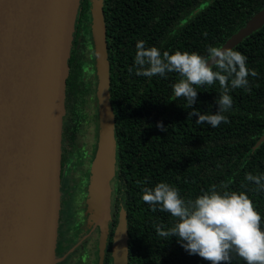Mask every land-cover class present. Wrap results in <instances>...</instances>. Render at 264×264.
Listing matches in <instances>:
<instances>
[{"label": "trees", "instance_id": "1", "mask_svg": "<svg viewBox=\"0 0 264 264\" xmlns=\"http://www.w3.org/2000/svg\"><path fill=\"white\" fill-rule=\"evenodd\" d=\"M90 4L91 0H80L76 21L84 40L90 28ZM263 5L264 0H106L115 169L125 184L121 199L130 234L128 264H208L198 254H189L177 237L157 235L158 226L167 230L175 222L168 212L160 211L159 206L153 211L141 199L144 187L159 182L177 188L186 201L213 185L218 191L245 192L260 213L264 228V191L245 179L247 173L264 176V141L254 148L264 131V25L233 48L247 58V67L258 75L248 76L250 92L230 89L233 103L223 113L228 122L218 127L197 125L196 117L188 116L193 109L172 90L180 79L178 73L139 76L134 64L139 40L161 53L179 50L206 56L209 46L221 47ZM75 59L78 78L84 63L77 52ZM196 90L193 107L201 113H215V100L222 91L219 83L196 86ZM157 122L166 131H160ZM230 264L246 262L232 253Z\"/></svg>", "mask_w": 264, "mask_h": 264}, {"label": "water", "instance_id": "2", "mask_svg": "<svg viewBox=\"0 0 264 264\" xmlns=\"http://www.w3.org/2000/svg\"><path fill=\"white\" fill-rule=\"evenodd\" d=\"M80 0H0V264H54L60 211L61 132ZM97 79V144L88 211L106 232L115 175L101 0H91ZM264 25V5L220 48H234ZM264 141V131L254 145ZM104 234L102 237L104 238ZM113 264H128L126 216L119 217Z\"/></svg>", "mask_w": 264, "mask_h": 264}, {"label": "clouds", "instance_id": "3", "mask_svg": "<svg viewBox=\"0 0 264 264\" xmlns=\"http://www.w3.org/2000/svg\"><path fill=\"white\" fill-rule=\"evenodd\" d=\"M134 64L136 75L165 77L166 73H178L180 79L173 84L175 97L185 98L187 107L193 109L188 116H195V124L207 123L218 127L227 123V112L233 103L230 89L242 88L251 91L248 76H257L247 67V58L232 48L209 46L207 55L196 52L161 51L157 47H146L145 41L136 43ZM132 73L133 69H128ZM219 83L222 91L215 100V113H201L193 105L197 101L196 86L204 87ZM160 131L166 127L157 122ZM245 179L254 182L258 191H264V176L247 173ZM226 187V186H221ZM141 199L156 210L168 212L175 218L174 224L164 230L156 228L159 237H177L189 254H198L208 264H230L235 253L246 264H264V228L262 217L245 192L218 191L213 185L194 200H185L177 188L166 182L144 187Z\"/></svg>", "mask_w": 264, "mask_h": 264}, {"label": "flooded vegetation", "instance_id": "4", "mask_svg": "<svg viewBox=\"0 0 264 264\" xmlns=\"http://www.w3.org/2000/svg\"><path fill=\"white\" fill-rule=\"evenodd\" d=\"M101 1L105 17L106 0ZM116 1L124 2V0ZM90 9L89 6L90 20L88 24H90V28L87 29L89 34L86 35L85 40L82 39L75 26L69 60V75L72 76V79H69L68 75L64 101L65 114L62 120L61 194L54 264H113V239L119 217L123 214L122 210L124 209L121 195L125 184L116 176L115 169V175L110 182V218L106 232L95 220L93 212L88 211V187L91 163L96 151L98 128L97 79L94 67ZM107 37L109 35L106 33V39ZM108 50L107 42V52ZM76 52L84 63L78 78L76 68H73ZM135 121L137 122V117ZM127 230L129 256L128 222Z\"/></svg>", "mask_w": 264, "mask_h": 264}]
</instances>
